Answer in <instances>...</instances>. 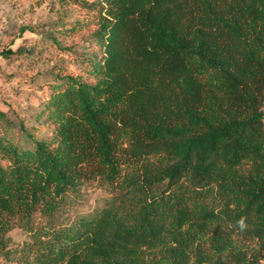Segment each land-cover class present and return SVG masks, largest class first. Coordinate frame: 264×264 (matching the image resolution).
Returning a JSON list of instances; mask_svg holds the SVG:
<instances>
[{
    "label": "trees",
    "instance_id": "obj_1",
    "mask_svg": "<svg viewBox=\"0 0 264 264\" xmlns=\"http://www.w3.org/2000/svg\"><path fill=\"white\" fill-rule=\"evenodd\" d=\"M67 1L91 26L45 135L0 108V256L19 227L20 264H261L264 0Z\"/></svg>",
    "mask_w": 264,
    "mask_h": 264
},
{
    "label": "rangeland",
    "instance_id": "obj_2",
    "mask_svg": "<svg viewBox=\"0 0 264 264\" xmlns=\"http://www.w3.org/2000/svg\"><path fill=\"white\" fill-rule=\"evenodd\" d=\"M90 16L67 0H0V108L38 137L45 133L35 114L49 94L53 73L80 70ZM105 196L97 183L87 184L67 217L91 212ZM10 235L12 254L0 256V264H20L17 250L30 239L19 227Z\"/></svg>",
    "mask_w": 264,
    "mask_h": 264
},
{
    "label": "built area",
    "instance_id": "obj_3",
    "mask_svg": "<svg viewBox=\"0 0 264 264\" xmlns=\"http://www.w3.org/2000/svg\"><path fill=\"white\" fill-rule=\"evenodd\" d=\"M261 262H264V256H263V258H262Z\"/></svg>",
    "mask_w": 264,
    "mask_h": 264
}]
</instances>
